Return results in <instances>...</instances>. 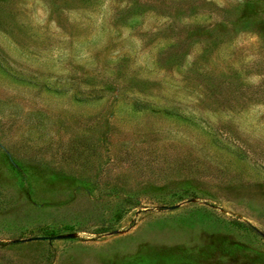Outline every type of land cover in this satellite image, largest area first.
I'll return each instance as SVG.
<instances>
[{
    "label": "rangeland",
    "instance_id": "1",
    "mask_svg": "<svg viewBox=\"0 0 264 264\" xmlns=\"http://www.w3.org/2000/svg\"><path fill=\"white\" fill-rule=\"evenodd\" d=\"M0 264H264V0H0Z\"/></svg>",
    "mask_w": 264,
    "mask_h": 264
}]
</instances>
